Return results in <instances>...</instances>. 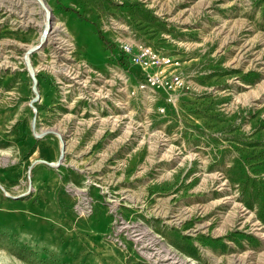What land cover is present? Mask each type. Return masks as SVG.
I'll return each mask as SVG.
<instances>
[{
	"label": "rangeland",
	"instance_id": "rangeland-1",
	"mask_svg": "<svg viewBox=\"0 0 264 264\" xmlns=\"http://www.w3.org/2000/svg\"><path fill=\"white\" fill-rule=\"evenodd\" d=\"M0 264H264V0H0Z\"/></svg>",
	"mask_w": 264,
	"mask_h": 264
},
{
	"label": "built area",
	"instance_id": "built-area-1",
	"mask_svg": "<svg viewBox=\"0 0 264 264\" xmlns=\"http://www.w3.org/2000/svg\"><path fill=\"white\" fill-rule=\"evenodd\" d=\"M124 55L127 56L129 62L134 64H139L144 68H156L159 69L163 65L172 64L171 59L161 58L158 51L153 50L150 46L140 45L135 54L130 53L128 46H124L122 49ZM176 65V63L172 64ZM182 84V80L177 73L166 75L163 72L147 74L145 77L137 84V86L131 91V95H136L139 92H144L145 90L151 93L155 92V89H163L165 92H173L177 90ZM174 100L173 97L169 96L167 101L170 103ZM159 111L164 112L163 108Z\"/></svg>",
	"mask_w": 264,
	"mask_h": 264
},
{
	"label": "water",
	"instance_id": "water-1",
	"mask_svg": "<svg viewBox=\"0 0 264 264\" xmlns=\"http://www.w3.org/2000/svg\"><path fill=\"white\" fill-rule=\"evenodd\" d=\"M43 40H44V39H43ZM32 50H33V48L30 49V50H28V53H30ZM26 66H27V68H28V70H29L30 76H31L32 81H33V90H34V93H35L36 96H37V90H36V87H35V85H36V80H35V77H34V73H33V71H32V68H31L30 65L28 64V62H26ZM33 100H35V98H34ZM63 152H64V151L61 150V154H60L61 156H60V157H62Z\"/></svg>",
	"mask_w": 264,
	"mask_h": 264
},
{
	"label": "trees",
	"instance_id": "trees-1",
	"mask_svg": "<svg viewBox=\"0 0 264 264\" xmlns=\"http://www.w3.org/2000/svg\"><path fill=\"white\" fill-rule=\"evenodd\" d=\"M98 37H99V39H100L102 42H105V39L101 36L100 33H98Z\"/></svg>",
	"mask_w": 264,
	"mask_h": 264
},
{
	"label": "bare ground",
	"instance_id": "bare-ground-1",
	"mask_svg": "<svg viewBox=\"0 0 264 264\" xmlns=\"http://www.w3.org/2000/svg\"><path fill=\"white\" fill-rule=\"evenodd\" d=\"M51 34V33H50ZM48 36H50V35H48Z\"/></svg>",
	"mask_w": 264,
	"mask_h": 264
}]
</instances>
